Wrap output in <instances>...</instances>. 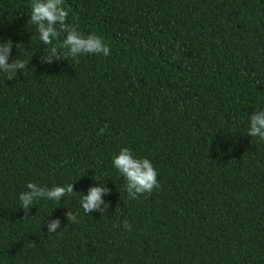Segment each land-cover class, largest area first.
Returning <instances> with one entry per match:
<instances>
[{"label": "trees", "instance_id": "trees-1", "mask_svg": "<svg viewBox=\"0 0 264 264\" xmlns=\"http://www.w3.org/2000/svg\"><path fill=\"white\" fill-rule=\"evenodd\" d=\"M30 5L0 0L7 62L26 65L0 71V264H264V0H64L110 54L50 63ZM125 147L159 189L129 197ZM29 182L74 193L25 213ZM92 187L109 192L85 213Z\"/></svg>", "mask_w": 264, "mask_h": 264}, {"label": "clouds", "instance_id": "clouds-1", "mask_svg": "<svg viewBox=\"0 0 264 264\" xmlns=\"http://www.w3.org/2000/svg\"><path fill=\"white\" fill-rule=\"evenodd\" d=\"M31 13L29 24L35 25L39 33V39L51 47L47 49L50 55L45 59L50 63L52 57L57 55L58 49H66L63 53L65 59L68 56L76 59L80 55H99L107 56L110 54V48L104 44L101 37L90 34L83 35L74 25H69L66 21L69 12L64 7V0H31ZM59 26V27H57ZM61 33L65 38L59 45H54L53 40L60 37ZM14 47L9 39L7 43L0 44V71L8 74V79L12 80L16 76L17 69H24L25 62L19 58L8 64V58ZM18 47V46H17ZM248 135L259 137L264 140V110L250 117V128ZM114 167L126 180V191L131 199H138L140 195L150 194L154 189H159L161 185L158 182V171L148 158H134L129 148H122L118 155L113 158ZM28 191L22 192L19 196L21 208L28 213L34 201L38 199L61 200L65 195L74 193V185L69 183L65 186H54L50 190L40 188L36 183L27 184ZM109 189L106 187H92L87 196L80 199L81 206L85 213H91L99 210L104 203L102 196L107 194ZM77 195V194H76ZM67 219L72 222H78L77 216L68 212ZM60 221L56 220L47 225L49 234L56 233ZM123 225L131 230V225L127 220ZM119 226V225H118Z\"/></svg>", "mask_w": 264, "mask_h": 264}]
</instances>
